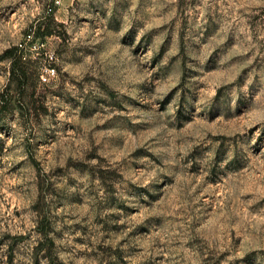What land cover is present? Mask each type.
<instances>
[{
    "label": "rangeland",
    "instance_id": "1",
    "mask_svg": "<svg viewBox=\"0 0 264 264\" xmlns=\"http://www.w3.org/2000/svg\"><path fill=\"white\" fill-rule=\"evenodd\" d=\"M0 264H264V0H0Z\"/></svg>",
    "mask_w": 264,
    "mask_h": 264
},
{
    "label": "trees",
    "instance_id": "2",
    "mask_svg": "<svg viewBox=\"0 0 264 264\" xmlns=\"http://www.w3.org/2000/svg\"><path fill=\"white\" fill-rule=\"evenodd\" d=\"M42 29L43 31H48V25L45 26L44 24H40L36 31H40ZM2 59H10L12 64V78H18L19 81H26L28 77V60L23 54V49H21V47L14 46L6 50ZM7 104L8 102H3V105Z\"/></svg>",
    "mask_w": 264,
    "mask_h": 264
}]
</instances>
